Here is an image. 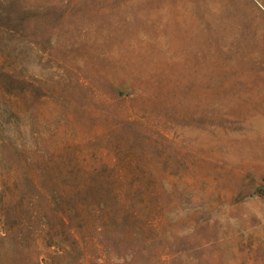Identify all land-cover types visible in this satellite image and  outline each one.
Segmentation results:
<instances>
[{"label":"rangeland","instance_id":"1","mask_svg":"<svg viewBox=\"0 0 264 264\" xmlns=\"http://www.w3.org/2000/svg\"><path fill=\"white\" fill-rule=\"evenodd\" d=\"M0 264H264V0H0Z\"/></svg>","mask_w":264,"mask_h":264}]
</instances>
